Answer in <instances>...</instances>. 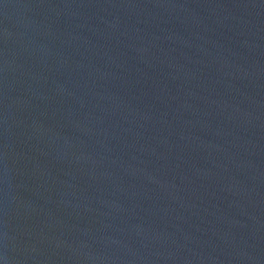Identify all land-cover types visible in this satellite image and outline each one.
<instances>
[{"label":"water","instance_id":"95a60500","mask_svg":"<svg viewBox=\"0 0 264 264\" xmlns=\"http://www.w3.org/2000/svg\"><path fill=\"white\" fill-rule=\"evenodd\" d=\"M0 264H264V0H0Z\"/></svg>","mask_w":264,"mask_h":264}]
</instances>
